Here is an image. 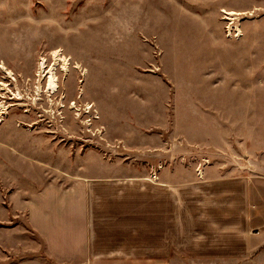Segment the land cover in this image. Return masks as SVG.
<instances>
[{
  "label": "rangeland",
  "instance_id": "obj_1",
  "mask_svg": "<svg viewBox=\"0 0 264 264\" xmlns=\"http://www.w3.org/2000/svg\"><path fill=\"white\" fill-rule=\"evenodd\" d=\"M0 107V264H58L20 208L43 192L85 197L97 252L141 263L153 218L159 260L227 264L171 252L163 221L182 245L226 175L264 218V0H0Z\"/></svg>",
  "mask_w": 264,
  "mask_h": 264
},
{
  "label": "crops",
  "instance_id": "obj_2",
  "mask_svg": "<svg viewBox=\"0 0 264 264\" xmlns=\"http://www.w3.org/2000/svg\"><path fill=\"white\" fill-rule=\"evenodd\" d=\"M219 179L207 183L204 191L199 192L203 200L198 202L196 216L194 212L182 209L183 215L186 216L184 220L188 222V228L181 233L183 244L180 246H177L178 243H171L173 238L172 212L167 208L164 209V239H169L168 245L165 242L164 246H170L171 252L175 247L182 255L196 256L203 261L227 264H264V218H256L250 181L245 178L236 179L230 175ZM68 200L67 195L55 199L44 196L43 192L26 198L20 204L21 211H26L28 225L36 233L42 235L48 253L56 263L167 264L158 259L161 251L157 250V227L153 218L149 224L151 255L149 263H141V260L136 261L130 256H102L97 252L94 241L89 202H86L84 197L82 208L75 210L76 207L73 206L75 199L71 202ZM67 203L72 205L69 206ZM49 210L52 212H48ZM167 213L169 227H167ZM55 215L56 218H54ZM50 222L53 224L48 226ZM194 227H196L195 231ZM158 229L159 234H162L161 226H158ZM254 230H259V233L252 234ZM194 233H196V239H194ZM169 252L170 249L167 248L164 252L165 259ZM12 264L47 263L37 257H32L19 259Z\"/></svg>",
  "mask_w": 264,
  "mask_h": 264
},
{
  "label": "bare ground",
  "instance_id": "obj_3",
  "mask_svg": "<svg viewBox=\"0 0 264 264\" xmlns=\"http://www.w3.org/2000/svg\"><path fill=\"white\" fill-rule=\"evenodd\" d=\"M231 20H232V18H231ZM52 61H53V64H52L51 68L49 69V71L47 72V76H46L47 77V90L50 93H55L57 91L56 68L61 64L62 70L66 72L68 70V67H69V60L67 58L63 57L59 50L58 51L56 50L52 53ZM1 68H2V70L4 69L8 75H10V76L12 75L11 72L7 71L4 68L3 65L1 66ZM39 68L41 69V71H43L45 69L44 60H42ZM0 111H2V107H0Z\"/></svg>",
  "mask_w": 264,
  "mask_h": 264
}]
</instances>
